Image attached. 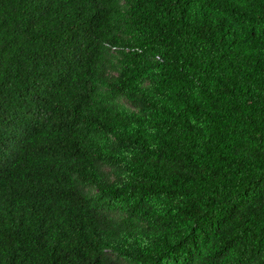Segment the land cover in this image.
Wrapping results in <instances>:
<instances>
[{
  "label": "trees",
  "instance_id": "obj_1",
  "mask_svg": "<svg viewBox=\"0 0 264 264\" xmlns=\"http://www.w3.org/2000/svg\"><path fill=\"white\" fill-rule=\"evenodd\" d=\"M0 264H264V0H0Z\"/></svg>",
  "mask_w": 264,
  "mask_h": 264
}]
</instances>
